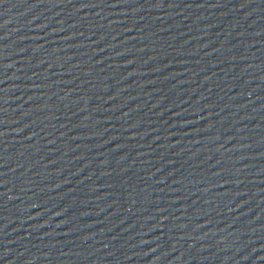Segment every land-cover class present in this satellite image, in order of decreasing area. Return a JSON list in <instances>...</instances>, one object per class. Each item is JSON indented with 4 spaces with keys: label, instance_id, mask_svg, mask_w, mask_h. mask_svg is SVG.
<instances>
[{
    "label": "water",
    "instance_id": "obj_1",
    "mask_svg": "<svg viewBox=\"0 0 264 264\" xmlns=\"http://www.w3.org/2000/svg\"><path fill=\"white\" fill-rule=\"evenodd\" d=\"M92 264H264V0H42Z\"/></svg>",
    "mask_w": 264,
    "mask_h": 264
}]
</instances>
